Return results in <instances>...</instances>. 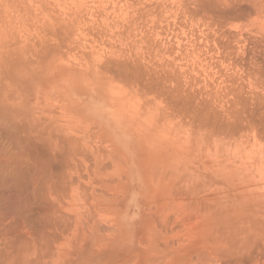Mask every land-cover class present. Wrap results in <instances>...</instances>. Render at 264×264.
I'll return each mask as SVG.
<instances>
[{
	"label": "rangeland",
	"instance_id": "rangeland-1",
	"mask_svg": "<svg viewBox=\"0 0 264 264\" xmlns=\"http://www.w3.org/2000/svg\"><path fill=\"white\" fill-rule=\"evenodd\" d=\"M6 1H8L7 5H6ZM162 2H164L165 5H163ZM176 2L179 3L178 6L180 8H178L177 5L172 4V3L177 4ZM181 2H183V0H181V1L180 0H3V1L1 0L0 1V5H1L0 6V55L4 54V56L2 55L4 58L6 56H8V57H6V60L8 61L7 63L5 62L6 60L5 61L2 60L3 57H0V66H3L6 64L4 66V69H5V67L8 66L7 64H9V62L11 63V61H12L13 62L12 64L15 65V67H14L15 69L16 68L17 69L22 68L23 70L29 71V72L24 73V74L26 76H29L32 74L29 77L30 79L31 78L37 79V77H39V76L42 79H46L51 75H52L51 77H54L56 75L62 74L63 77L60 79V81L62 80L63 83L65 82L67 84V98H68L67 99V117L63 116V113H64L63 102L60 100L61 97L59 96V94L56 95V93H55L53 97L46 98L43 100H40V98L39 99H33L32 98V101H31V97L29 96V100L31 101V105L33 104V108L31 106L32 110L35 108L38 111L37 113H35L33 110L34 113L33 112L32 113L37 118L35 119L32 116L35 119V120L33 119L32 123L34 121L36 122V120H40L38 122L39 123L41 122V123L39 125H37L38 123L36 122L35 126L37 125L36 127H38V126L40 127V125L42 124L43 128L47 129V131L43 129L46 133L48 132V129L55 132L54 134H53V132L51 134V132L49 131L47 134L50 133V136H53V137L59 136L60 137V134L61 135L65 134V135L69 136V139H71V142L73 145H75V143H77L76 144L77 146L79 145L78 147L75 146L76 148L72 149V151L74 150L73 152L75 153V155L78 153L79 150L80 151L83 150L82 151L83 153L79 151V153L77 154L79 157H76V158H80L81 161L80 160L78 161V159L76 160V158H73L74 153L72 154V152L68 151V152H70V154H72L71 155L72 159H70L71 158L70 157L69 160L71 162H72V160H76V161H74V162H76V165L73 162H72V164H70L71 162L68 163V160H67L68 165L73 166V164H74V167L70 166L71 168L67 166L68 167V169H67V177H68L67 179L68 180L67 181L70 180L72 182L74 179L75 181H73V183H75V184L71 183L70 181H69V183L67 182V185L70 187V189H69V187L67 186L68 187L67 194L69 196L67 198L66 193H65L66 197H64V198H67L66 200L68 201V203L66 202L65 204L67 206L69 205L70 207L72 206L71 208L69 206L67 207V212L69 211L67 213V216H69V218L67 217V222H68L67 223V225H68L67 226V234H69V235H67V261H66L67 263L66 264H88V263L89 264H115L116 262H118L116 264H121V262H120L121 260H122V264H132L133 262H134L133 264H150L151 262H152V264H191V262H192V264H196V263L197 264H223L226 261H228L229 263L234 262V261L231 262V260H233V259L228 258V257H224L223 255L220 256L219 254H216L215 252L212 254H207L203 249V248H205V246L203 245L204 243L202 244V242H204L203 240L205 237V233L207 231V226H208L207 224H209V219L207 218L209 215L208 214L209 212H207V210L209 211V209H207V207L204 206V204L205 205L208 204L205 201L208 202L209 200H211L213 198V194H214L213 192L216 191L214 183H213V189H211L212 185H210V184H212L213 179H211L210 173H211V170L214 168V166L216 167L217 162H218L217 166H219V163L222 164L224 159L229 157V156L225 157V155H221V153H218L217 151H215L217 153L215 155V152L213 151L215 148L212 147V144L215 141H214V139L212 140V138L213 137L215 138L216 135L214 134V132L218 131L216 129L220 125L219 122H217V121L222 122V120H225V119H223V117L225 118V116H223L224 114H222L224 112V110H226L224 108H228L231 105L230 103H232L231 101H232V98H234V93L240 91V90L237 91L236 89H234V90H236L234 92L233 88H237V86L242 87L243 90L241 88H239L242 90V91H240L242 93H240L239 95H241L243 97H248V100L250 101L249 98H250L251 92L249 90L250 88H248L249 84L246 82L247 80H245V79H247V76L245 74L246 73L245 72L246 67L244 68L242 65H238V66H242V67L233 66L234 64L232 65L231 62H233V60H236V61L238 60L239 63L241 61H243V62L249 61L247 59V56L249 58L254 56V55H252L253 53L250 51V50H252L251 48H253V47H250L251 44H252L251 46H255V47L259 45L258 47H256L257 50H259L260 48H264L263 47L264 46L263 45V43H264L263 32H261V34H260L259 31H262L260 29V27L257 26V28H256V26H254V25H258L259 22L258 23L256 22V24H252L255 22H249L248 21L249 18L246 19V21L243 19H239V20L230 19L229 21H227V23L226 22L224 23L226 25L225 27L223 26L224 25L223 23H220L221 25L223 24L222 28L220 27V29L218 28L217 22H216L217 26H215L213 24L211 27H213V28L216 27L215 29L218 28L219 31L228 27L227 29H230V30H227V31H229V33L233 32L232 34L224 37V39L227 37V40L226 39L225 40L227 42L228 41L230 42V43L228 42V44L226 43L228 46V49H231V47H232L231 50L233 52H231L230 56L232 55V58L233 57L239 58V57L243 56V58H241L242 60L240 58L239 59L233 58V60H231L232 58L231 59L227 58L229 61H231L230 62L231 65H230L228 60H227V62L229 64L225 61L226 59L221 58L222 53L221 54L218 53L217 55H219V58H221V60H222V63L218 62V64H220L221 66H218L217 61H216L218 59V58H216L217 52L214 51L212 53V54L215 53L214 55L216 57L210 53L212 52L211 47H213L215 49V47L219 46L220 44L219 45L216 44L217 46L214 45L215 42L218 43V41L214 42L211 39V37H209L210 42L205 40L204 38H201L202 37L201 36L202 35V29H203V27L204 28L207 27L206 21L209 22L210 19L208 20V18H205V20L206 19L207 20L204 22V20L202 21V19H201L203 17L200 18L198 15H195L196 23L195 22L193 23L194 16L192 18L189 17L191 19L190 20L188 18L187 14H184L183 16L185 18L183 20V16H182V14H183L182 10L183 9H182V6L180 5V4H182ZM161 4H162V6H161ZM171 4L173 6H171ZM166 5L169 6L168 9H166L167 8ZM24 6H25V8H24ZM154 8H156V9H154ZM176 8H178L179 10L182 9V10H180L181 12L178 11V9H176ZM139 10H141V11H139ZM176 10L178 11V13ZM26 13L28 14V16ZM135 14H136V16H135ZM177 15H178V17H177ZM185 15L187 16V18ZM22 16H24V17H22ZM196 16H198V17H196ZM128 17H129V19H128ZM197 18L198 19L200 18L201 20H198ZM55 19H57V20H55ZM61 19H63V21ZM188 19L192 23V26L189 25V23H190L189 21L187 23ZM57 21H58V23L59 22L60 23L58 24ZM128 21H130V22L128 23ZM198 21H200L201 24H198V26H197V23H199ZM201 21L203 22V26H202ZM53 22H55L57 25L54 26L55 24ZM61 22H63V24H61ZM67 22H69V24ZM186 24H188V25H186ZM50 25H52L53 28ZM199 26H200V28H197ZM183 28H185V29H183ZM197 29L198 30L201 29V32L198 31ZM258 29H259V31H258ZM63 30L65 32H63ZM205 30H207V29L205 28L203 31L205 32ZM224 31H226V30L224 29ZM65 33L68 36H66ZM200 33H201V35H200ZM195 35L197 36V39L194 41L193 39L196 37ZM260 35H262L261 38L263 40H261V38H259ZM123 36H124V38H123ZM229 36H231V37H229ZM250 36H252V37H250ZM49 37H50V40H49ZM70 37H71V39H70ZM134 37H136V38H134ZM257 37L261 41H259V39L257 41ZM191 38H193V39L191 40ZM251 38H253V39H251ZM127 39H130V40H127ZM201 39H203V40H201ZM228 39H230V40H228ZM233 39H235V40H233ZM251 41H254V42L251 43ZM255 41H257V42L255 43ZM21 42H22V44H20ZM253 43H255L256 45ZM196 44H198V45H196ZM208 46L209 47L211 46V47L209 48ZM16 47H18V48H16ZM207 47L209 48L208 51L210 50V52L206 51ZM15 50L18 52L16 53ZM204 50L206 51V53ZM257 50L253 49L252 51L258 52ZM3 52L10 53V55H12V57L9 56L8 54L3 53ZM12 52H15V53H13L14 55L12 54ZM36 52H37V54H36ZM234 52H236V53H234ZM242 52L244 53V55ZM66 53H67V55H66ZM18 54L22 58H20L18 56ZM255 54H257V53H255ZM40 55L42 58L40 57ZM160 55H161V57H160ZM52 56H53V58H52ZM260 56H254V57H258V58H256L257 63H258L257 66L260 65L258 61L261 62V60H259ZM14 57H16V58L14 59ZM56 57L58 59L57 61L55 60ZM201 57H202V59H201ZM211 57H213L214 60H212ZM9 58H10V61H9ZM112 58H113V60H112ZM209 58H211V59H209ZM262 58L264 59L263 55H262ZM262 58H260V59H262ZM11 59H13V60H11ZM23 59H24V62H23ZM53 59L56 61V62H54L55 65L53 64L54 66L51 64V63H53L52 62ZM256 59H254V60H256ZM15 60H16V62H15ZM26 60L28 61L27 64H26V62H27ZM31 60H33V62H32L33 65H34V63H36L35 64L36 66L38 65L40 68L42 67L43 72L41 71V69H38V68H37L38 70L35 69L36 73L35 72L33 73L31 68L28 69V66L31 67L29 65V64H31ZM50 60H52V61H50ZM109 60L111 62L115 60L112 63L113 65L111 63H109ZM120 60L122 61V64H120L121 63ZM129 60L131 62H129ZM133 60L135 62H133ZM116 62H118V63L116 64ZM223 62H224V64H223ZM262 62H263V60H262ZM108 63L112 65V66L110 65L111 68L113 67L112 69L109 68ZM193 63H194V66H193ZM214 63L216 64L215 66H213ZM12 64H9V65H12ZM24 64L27 65L25 67L27 69L24 68V66H25ZM133 64L136 66H134ZM222 64H223V66H222ZM227 64H228V66H227ZM18 65H19V68H18ZM33 65H32V67H33ZM117 65H118V67H117ZM128 65H130V66H128ZM196 65H197V67H196ZM106 66H108V67H106ZM9 67H11V66L6 67V69H5L6 71H4L2 69V71H4V73L0 69V72H2L4 75L3 76V75H1L2 73H0V77L3 79V80L1 79L0 82H3L4 79L7 78L6 81L3 83V85H1L2 83H0V85L3 86V88L1 86H0V88H2L3 90L6 88L7 89L9 88L10 91L13 92L12 89L15 87L13 82L17 77H15L16 73L12 74V72L14 71L13 68L10 69ZM108 68L110 71H108ZM137 68L138 69L140 68L139 71L140 70L141 71L139 72L137 70ZM239 68H244L245 71L243 72V71H241L242 69H239ZM102 69L104 70V72ZM7 70H9V72L13 70L11 72V74H9V72L7 73L9 75V77L8 76L6 77ZM119 70H121L120 71L121 74H119L120 73ZM131 70H133V71L136 70L137 72H133V73L138 74V75H136V77H134L135 75L132 73ZM105 71L106 72L108 71L109 75ZM24 72H26V71H24ZM110 72H111L112 79L110 76ZM144 72H146V73H144ZM112 73H114V74H112ZM142 73H144L143 76H142ZM18 74H20V72ZM18 74H17V76H18ZM127 74L128 75L130 74L131 76L130 75L127 76ZM10 75H12V76L10 77ZM119 75H120V77H119ZM132 75H134L133 78H132ZM241 75H245L246 77L241 76ZM106 76L109 79L105 78ZM125 76H126V78H125ZM235 76H237L238 79L235 80V78H236ZM239 76H240L241 81L239 80ZM22 77L24 78L25 76L23 75ZM40 77L38 78L39 81H40ZM228 77H231L230 79H232L235 83H233ZM8 78H10L9 80H11V81L13 80V82L8 81ZM29 78L28 79L25 78L23 80L27 82L29 80ZM63 78H64V80H63ZM148 78L150 79V82H149ZM42 79H41V81H42ZM145 79L147 82H149L148 84H145L146 83ZM228 79L232 82V85ZM111 80H112V84H110ZM160 81L162 83H160ZM236 81H237V83L239 81V85H242L241 84L242 81H243V84L244 83L245 84L242 86H239L236 84ZM143 82L145 85L143 84ZM152 82H153V84H152ZM192 82L195 83L196 85L191 84ZM121 83H123V84H121ZM5 84H7L8 87L6 86L4 88ZM233 84H236V85L233 86ZM10 85H12L13 87ZM130 85L131 86L133 85V86L131 87ZM75 86L79 89L75 88ZM231 86H232V88H231ZM150 87H151V89H150ZM16 88L18 90V86H16ZM146 88H149V89H147V91H146ZM126 89L127 90L129 89V90L127 91ZM20 90H22V89L19 88V90L17 92H19ZM207 90H208V93H210V94L207 93ZM7 91L5 92V90H4V92L6 93V96H7V93L10 94L7 96V98L12 97V95H15V93H16L15 92L12 94L9 92V90H7ZM22 91L20 92V94H24ZM133 91H135V92H133ZM123 92L125 95L123 94ZM170 92H171V94H170ZM145 93H146V95H145ZM167 93L170 94V95H168V97L166 96ZM201 93H203V94H201ZM155 95H156V97H155ZM181 95H183V97ZM184 95L188 96V98L184 97ZM0 96H1V94H0ZM20 96H23V95H20ZM150 96L153 99L150 98ZM201 96H203L202 97L203 99L201 98ZM126 97H130L128 99L131 102L129 100H127ZM143 98H145V99H143ZM167 98L169 99V102H168ZM170 98L171 99L174 98V99H172L173 100L172 102H171ZM11 99H13V98H11ZM19 99H20V97H19ZM199 99H201V100H199ZM8 100H9V98H8ZM39 100L41 102H39ZM58 100L60 103H58ZM144 100H146V101H144ZM183 100H186L185 101L186 103ZM204 100H205V102H204ZM35 102H36V104H35ZM148 103H150V104H148ZM190 103H192L193 105ZM46 104H47V107H45ZM186 104H188V105H186ZM37 105L39 106V108ZM42 105H43V107H41ZM59 105H60V107H59ZM183 105H184V108H182ZM190 105H192V107H190ZM36 106L38 109L36 108ZM71 106H72V108H71ZM143 106H146L148 109H146V107H143ZM240 106H242V105L237 104V110H239L241 108ZM161 107L162 108L164 107V108L161 109ZM56 108H58V109H56ZM189 108H190V110H189ZM243 108H246V107L242 106V109H240L238 112L241 113ZM164 109H166V110H164ZM183 109H185V110L187 109V110L183 111ZM41 110H44V111L41 112ZM160 110L162 111V114H161ZM165 111H167V113ZM163 112H165V114ZM39 113L43 118L45 117L44 118L45 120L42 119L41 117H39ZM137 113H139V114H137ZM157 113H158V115H157ZM208 113H210V114H208ZM159 114L164 116V117L159 116ZM49 115H51V116H49ZM71 115L74 117H72ZM136 115H137V118H135ZM86 117H88V118L86 119ZM80 118H82L83 120L82 119L78 120ZM89 118H91V119H89ZM214 119H215V121H213ZM85 120H87V121H85ZM188 120H189V122H188ZM81 121H82V124L80 123ZM175 121H177L178 123L177 122L175 123ZM42 122H44V123H42ZM117 122L120 123L121 125L120 124L117 125L118 124ZM129 122H131V123H129ZM180 122H181V124H180ZM45 123L47 124V126L43 125ZM212 123H213V125H212ZM215 123H216V125H215ZM68 124H69V126H68ZM92 124H95V125H93V127H92ZM129 124L134 125L135 131L133 130L134 127L131 130L130 127H132V126H130ZM154 124L155 125L157 124V126H155ZM179 124L181 127L179 126ZM209 124H211L212 127ZM19 125H21V123L18 124V126ZM25 125L26 124H24V126H23V128H24L23 130H25ZM49 125L50 126L52 125V126L50 127ZM84 125L86 128L84 127ZM113 125H115V126H113ZM159 125H161V126H159ZM192 125L193 126L195 125V126L193 127ZM18 126L16 124V126L14 128H18ZM21 126H19V128ZM48 126H49V128H47ZM94 126H96V127H94ZM170 126H171L172 130L168 131ZM39 127H38V129L41 128V127L40 128ZM70 127H71V129H70ZM101 127L103 128L102 130L100 129ZM98 128L100 130L99 133L101 131L103 132V130H106V132L105 133L103 132V133H104V136L107 138L108 141H105V142H106V144L110 143L109 145H111V146L108 145L105 148H103L105 145V142L103 140L104 139L106 140V138H103L104 136L103 137L100 136L101 138L99 136H97ZM119 128H120V130H119ZM212 128L213 129L216 128V129L213 130ZM66 129H67V131H66ZM199 129H201V131ZM13 130L14 129H12L11 132H9V133L12 135H15L16 132L14 131L15 133H12ZM20 130H22V129L20 128ZM187 130H189V131H187ZM22 131H20V132L18 131L16 134L20 133V135H21ZM96 131H97V133H96ZM119 131H120V133H119ZM180 131H182V132H180ZM24 132L26 133V130ZM84 132L86 135L84 134ZM25 133H23L21 135V137L23 135H25ZM33 133H34V131H33ZM99 133H98V135H99ZM10 134H9V136H10ZM55 134H58V135H55ZM209 134H210V136H211V134H213L214 136H211V138H210ZM34 135L36 136V132ZM186 135L187 136L190 135V138L187 137ZM200 135L203 136V141L205 140V142L202 141V139H201L202 137ZM217 135H219V134H217ZM220 135H222V134L220 133ZM70 136L77 139L75 141V143H74L75 139L71 138ZM86 136H88V137H86ZM179 136H180V138H181V136L183 138L180 139ZM205 137H208V138L205 139ZM160 138L163 140L162 142H161ZM186 138H187V140H186ZM5 139H7V137H5ZM17 139H18V136H17ZM52 139H58V137L52 138ZM123 139H125L126 141ZM178 139L183 143H181ZM189 139H190V141L187 144ZM210 139L214 142L211 143ZM83 140H84V142H83ZM176 140H178V141H176ZM22 141H21V144H22ZM58 141H61V139H58ZM92 141H93V143H92ZM164 141H166L165 144H164ZM68 142L69 141H67V145L69 144ZM90 143L93 146H91ZM36 145H37L36 148L38 150H35L34 153H31L33 151V149L30 150L28 148V150H26L25 147L22 146V149L26 150L25 152L23 151L24 156L27 152V154H29V156L32 159L37 158V157H34L35 154H36V156L38 155L39 157H40V155L43 154L41 157H44L45 156V152H44L45 149H43L42 145L39 143H37ZM102 145H103V147H102ZM166 145H168V146H166ZM189 145L192 146L193 149L189 148L190 147ZM118 146L119 147L122 146V149H121V147L119 148ZM163 146L165 147V149ZM187 146H189V147H187ZM68 147H69V145H68ZM68 147H67V149H68ZM98 147L100 149H98ZM108 147L109 148L111 147L110 148V149H112L111 153H110V151H108V150H110V149H108ZM72 148H73V146H72ZM77 148H80V149H77ZM88 148H91V149H88ZM203 148H205V149H203ZM97 149L99 150V152L102 150L101 151L102 153H99L98 151H95L96 154H95V152L93 153L92 150H97ZM105 149L108 151V152L107 151L106 152L108 154H110V155L107 154V156H109V157L111 156L110 158H112V155H113L112 153H114V151L117 152L116 153L117 155L115 156V153H114V156H113V158L115 157L117 159V161H115L116 163L117 162L121 163V161L124 160V158L121 160L122 157H125V156H121V154H123V152L126 153L127 156L134 157L136 159L138 165H136L135 168L132 169V175H130V168L125 163L126 162L125 160H124V162L122 161V165L120 164V167L118 169L115 162L114 163H113V161L111 162V160H114V159L107 158L106 155H103L105 152ZM42 150L44 153L42 152ZM203 150L206 152H204ZM208 151H209V153H208ZM175 152H177V153H175ZM37 153H40V154H37ZM27 154H26V156L29 157ZM68 154H67V156H69ZM100 154L103 155L104 157L99 156ZM82 155H85L84 157L87 159V161L85 160V158ZM26 156H25V158H26ZM178 156H180V158ZM201 156H203V157H201ZM118 157H119V159H118ZM187 157H188V160L191 159L192 162L190 160L188 161ZM193 157H194V159H193ZM172 158L174 159V161ZM216 158H217V162L215 161ZM168 159H169V161H168ZM171 159H172V162H171ZM108 160H109V162H108ZM83 161H84V163H83ZM164 161H166V162H164ZM182 161H184V162H182ZM194 161H197V162H194ZM80 162H82L81 163L82 165L79 164ZM107 162L109 163V165L111 163V165L109 166ZM52 163L53 164L51 165V168L54 164L56 165V166L54 165L53 171L59 172L60 170L63 169V168L61 169V167L59 166L60 165L59 163H58L59 165L56 164L57 162H52ZM83 164H84V166H83ZM101 164L103 166L106 164V166L108 168L106 166H104V168H102V166H101L100 167L101 169H100L99 165H101ZM166 164H167V166H166ZM213 164H214V166H213ZM125 165H126V167H125ZM142 165H144V167ZM159 165L160 166L162 165V167H160ZM164 165H165L166 169H165V167L163 168ZM192 165L194 168L192 167ZM122 166H123V168H122ZM158 167H159V169H158ZM167 167H170V168L172 167L173 169H175L174 173H175V175L176 174L177 175L176 176L174 175L173 170H172V172H171V170L169 171L170 168H168V170H167ZM176 167L178 168V170ZM182 167L183 168L185 167L186 170H185V168L183 169ZM70 169H71V171L68 172V170H70ZM102 169H104V170H102ZM116 169H118V170L116 171ZM122 169L124 172H122ZM157 169H158V171H157ZM189 169H191V172ZM199 169H201V170H199ZM215 169H219V168H215ZM79 170L80 171L82 170L81 172L83 174ZM120 170H121V175L118 173V172H120ZM161 170H162V172H161ZM166 170L169 171L168 173L171 172V176L168 175V177L166 176L165 180H163L162 177L165 175V174L163 175V172ZM192 170H194L196 174L194 172H192ZM209 170H210V172H209ZM93 172L95 174H93ZM104 172H108V173H104ZM153 172H154V174H153ZM68 173H70V174H68ZM96 173L97 174L99 173L98 175H100V176L96 175ZM126 173H128V174H126ZM164 173H166V172H164ZM191 173L193 175H191ZM197 173H199L198 175H200V174H204V175H200L201 178L199 179V176L197 175ZM74 174H75V176H73ZM76 174L79 176H77ZM101 174H102V176H101ZM117 174H119V176ZM172 174L174 175V177ZM70 175H71V177H70ZM84 175H86L85 178H84ZM94 175L99 177V178L95 177V179H94ZM105 175L107 178H109L108 180L111 179V181L108 182V180H106L107 178L105 177ZM122 175L125 177L122 178L123 177ZM149 175L151 176V178L153 177L152 178L153 180L150 179ZM161 175H163V176H161ZM120 176H122L121 177L122 179H120ZM160 176H161V178H160ZM204 176L207 179H204L203 178ZM75 177L77 179H75ZM101 178L102 179L104 178V179L101 181ZM113 178H114V181H112ZM195 178L200 180V181L197 182V180H195ZM118 179H119V181H117ZM124 179H125V181H124ZM126 179H127V181H126ZM121 180L123 182H120ZM201 180H202V182H201ZM103 181L106 185L104 183H102ZM171 181H172V183L176 182L177 185L176 184L175 185L177 186V188L173 187V184L170 183ZM194 181L197 182V183L195 182V185H194ZM78 182L82 183V184H78ZM100 183H102L103 185L101 186ZM109 183L111 185H109ZM178 183H179L180 187L178 186ZM121 184H122V186H121ZM81 185H83V186H81ZM104 185H105V187H103ZM131 185H133V186H131ZM171 186L173 187L172 189H171ZM194 186H196V187H194ZM86 187L88 189H86ZM130 187L131 188L133 187V188L130 189ZM193 187H194V189H193ZM71 188H73V190ZM82 188L84 190H81ZM168 188L170 189V191H167ZM94 189H96V190H94ZM77 190H78V192H77ZM70 191H72V192L69 193ZM82 191H84L85 193H87V191H88V195L86 194L85 196L89 200L86 199L85 196L83 195V194H85L84 192L81 193ZM129 191H130V195L128 194ZM178 191H179V193L181 192L185 196L180 197L182 194H180L178 196L177 195ZM224 191L225 190H223L222 193H224ZM73 192H75V194ZM79 192L83 196H81V194ZM113 192H114V194H112ZM192 192H194V195L191 197V195L193 194ZM208 192H210V193H208ZM195 193H196V197H195ZM70 194H71V196H70ZM186 194H188V195H186ZM78 195H80V196H78ZM89 195H90V198H89ZM124 195L128 199L126 197H123ZM128 195L133 196V197H131L129 199ZM208 195H211V197H208ZM200 196H201V198H200ZM69 197H70V200H68ZM82 197H84V198H82ZM91 197H92V199H91ZM133 198H135V199L133 200ZM209 198H211V199H209ZM203 199H204V201H203ZM72 200H73V202H72ZM75 200L77 201V203H75ZM82 200L84 202L88 201L89 203L83 202L86 206L82 205L83 204V203H81ZM93 200H94V202H93ZM176 201H177V203H176ZM186 202H187V204H190V205H187ZM191 203H192V205H191ZM94 204H96V205H94ZM147 204H149V205H147ZM76 205H78V206L80 205V206L77 207ZM184 205L185 206L187 205L186 209L184 208L185 207ZM188 206L189 207L192 206L191 208H193V209L195 208V210L192 211V209L189 208ZM74 207H76V208H74ZM81 207H82V209H79ZM165 207H166V209H165ZM84 208H88L89 210L88 209L84 210ZM103 208H104V210H103ZM199 208L201 211L199 210ZM91 209L94 210L93 213L96 211L95 215H93ZM77 210H79L78 211L79 213L81 211V214H79L78 212H77L78 215L76 213H74ZM105 210L106 211L108 210L107 212L109 215L106 214ZM116 210H119V212H116ZM187 210H188V212H187ZM84 211H86V213H84ZM89 211H91V212H89ZM122 211H123V213H122ZM127 211L128 212L132 211V214L131 213L128 214ZM174 211H176L177 214ZM202 211H204L206 214ZM88 212L91 213V215H89ZM190 212H191V214L193 212V215H195V217L197 215L199 218H197V217L195 218L193 215H191L190 217L192 218V216H193L194 218H192V220H191V218L188 217L190 219L188 221V219H186V218L188 215H190L189 214ZM201 212H202V214L204 213V215H201ZM173 213L176 214L177 216L174 215ZM111 214H112V216H111ZM130 214H131V216H130ZM158 214H159V216H157ZM70 215L73 218H70L71 217ZM80 215L81 216L83 215V219ZM78 216H80L81 218ZM90 216H92L93 218ZM113 216L116 217L115 221H113V220L111 221L109 218V217H111V219H113L112 218ZM202 216H203V218H202ZM87 217H88V219H87ZM132 217H133V219H132ZM180 217H182V218H180ZM134 219H136V221ZM171 219L174 220L175 222L172 221ZM77 221H79V222L81 221V222L80 223L78 222L79 223L78 224ZM97 221H99V222H97ZM83 222H84V224H83ZM113 222H115L116 225L112 226ZM187 222L189 223L188 225H187ZM93 223L94 224L100 223V225L97 224L98 225V227H97ZM110 223H111V226L109 225ZM183 223H185V224H183ZM88 224H90V225H88ZM105 224L107 225V228L105 227L106 226ZM138 224H139V226H138ZM175 224H177L178 226ZM102 225H103V227H102ZM200 225H202L203 228H202V226L200 227ZM109 226L111 229L109 228ZM179 226H180V229H179ZM190 226H191V228H190ZM68 227H70V229H68ZM92 227L96 228L95 232L97 234H99L100 237H99V235H96L97 236L96 237L95 236L96 233H95L94 236H90L86 239L83 237V242H82L81 239H82L83 233L86 232L85 233V237H86L87 233H89L87 231H90V229ZM135 228H137V229H135ZM189 228L190 229L195 228L194 232H193V230L191 231ZM201 228H202V230H201ZM74 229H76V230H74ZM78 229H79V231H78ZM97 229H99L100 231H98ZM117 229H118V231L121 229L120 231H122V235H121L122 237L120 236L118 239L117 243H119V244H117L116 242H115V244H113L112 235L114 238L115 237L114 235H116V233L118 232ZM204 229H205V231H203ZM115 230L117 232H115V234H113ZM154 230H156V231H154ZM108 232L110 233L111 236L109 235ZM192 232L194 235L192 234ZM203 233H204V236H203ZM150 236H151V238L152 237L153 238L151 239ZM140 237H141V239H140ZM154 237H155V240H154ZM138 238L140 239V240H138L139 243L141 242L142 243V244L140 243L141 245L144 244L143 245L144 248L142 246H140L139 243H137V240H135ZM75 239L76 240L79 239L80 241H76ZM101 239H103L104 241ZM178 240L180 241L179 246L182 244L181 249H182V247H185L184 248L185 250L183 249L184 251H181L182 253L176 251V248L178 245ZM80 242L83 243V247H82V244ZM84 242H86V243H84ZM158 242L161 244H159ZM165 242H166V244L167 243L168 244L165 245ZM198 243L200 244V246L197 245ZM100 244H101V246H100ZM152 244H154V245L157 244V246L161 247V248H159L160 250H158L157 247L155 246L156 249L158 251H160L159 253H156V249L153 247ZM257 245H256L257 247L253 246L254 248L252 247V249H251V251L253 253H256V251H257V250L255 251V248L256 249L258 248V250L260 249V251L257 252L258 254L256 255L257 256L256 261H254V262L247 261L245 264H264V243L258 242ZM260 245H261V247H260ZM173 246L176 247L174 251L172 249V248H174ZM188 246H189V248L186 249V247H188ZM202 246H204V247H202ZM147 247L148 248L152 247V249H155V251H152V253H151V250L147 249ZM170 247H172V248H170ZM81 248H83V249L81 250ZM113 248H114V250H112ZM198 248L199 249L201 248L200 250L203 249L202 251H204V255H203L202 251L198 250ZM145 249H146V252H149V251L150 252L148 254H145ZM171 249H172V251H170ZM147 250H149V251H147ZM194 250H195V252H194ZM196 250L198 253L196 252ZM178 251H180V249ZM252 252H250V253H252ZM83 253H85V254L82 255ZM135 253H136V255L137 254L138 255L137 256L133 255ZM150 253H151L152 258L149 255ZM154 253H155V255H158V257L160 256V259L159 258H158L159 260L157 259V262L159 261V263L155 262L156 261L155 259L157 257L154 255ZM171 254H172V256H171ZM182 254H183V256L185 254L186 257L181 256ZM205 254H206V256H205ZM145 255H147V257H149V258H147ZM132 256L135 257V259L132 260V258H133ZM191 256H192V258H191ZM222 256H223V258H222ZM150 258L152 259L151 261L149 260ZM183 258H184V260H183ZM190 259H191V261H190ZM161 260H163V261H161ZM196 260H197V262H196ZM161 262H164V263H161Z\"/></svg>",
	"mask_w": 264,
	"mask_h": 264
},
{
	"label": "bare ground",
	"instance_id": "bare-ground-1",
	"mask_svg": "<svg viewBox=\"0 0 264 264\" xmlns=\"http://www.w3.org/2000/svg\"><path fill=\"white\" fill-rule=\"evenodd\" d=\"M1 1V0H0ZM3 1V0H2ZM181 1V0H180ZM8 1H6V5L8 4L7 3ZM15 2V1H14ZM142 2V1H141ZM2 3V2H1ZM20 3V2H19ZM161 3V2H160ZM163 3V5H165L164 4V2H162ZM177 4H175V3H172L173 5H177L178 6V2H176ZM182 4H180L181 6H182V9H180V10H182V12H183V14H182V16L184 15V14H187V16H188V18L189 17H193L194 16V21H193V23L195 22L196 23V21H195V15H198L200 18L201 17H203V18H201L202 19V21L204 20V22L207 20H205V18H208V20H209V22L208 21H206L207 22V24H206V26L208 27H205L207 30H205V32L203 31L205 28L203 27V29H202V35H201V33H200V35L202 36L201 38H204L205 40H207V41H209V37H211V39L215 42V41H218V43L217 42H215V44L214 45H219V46H217V47H215V49L213 48V47H211L212 48V52L210 53V54H212L214 51H216L217 53H216V55L219 53V54H221L222 53V57L221 58H224V59H226L225 61L227 62V60L228 59H231L232 58V55L230 56V54H231V52H233L231 49H232V47H231V49H228V46H227V44H228V42L226 41L227 40V37L224 39V37L225 36H227V35H230V34H232V33H229V31H227V30H230V29H227L228 27H226V28H224L226 31H224V29H222L221 31H219L218 30V28L220 29V27L222 28V25L226 22L227 23V21H229L230 19H237V20H239V19H243V20H245L246 21V19H248V21L249 22H255V23H252V24H256V22L258 23V25H254V26H256V28H257V26H259L260 27V29L262 30V31H259V29H258V31L260 32V34H261V32H263V38H264V0H183V2H181ZM21 4V3H20ZM50 4V3H49ZM171 4V6H173ZM130 5V4H129ZM157 5V4H156ZM1 6V5H0ZM11 6V5H10ZM9 6V7H10ZM115 6V5H114ZM161 6H162V4H161ZM170 6V7H171ZM165 7V6H164ZM166 9H168V7L169 6H167L166 5ZM175 7V6H174ZM24 8H25V6H24ZM116 8V7H115ZM143 8V7H142ZM173 8V7H172ZM178 8H180L179 6H178ZM178 8H176V9H178ZM7 9V8H6ZM46 9V8H45ZM97 9V8H96ZM118 9V8H117ZM145 9V8H144ZM154 9H156V8H154ZM160 9V8H159ZM47 10V9H46ZM148 10V9H147ZM150 10V9H149ZM162 10V9H161ZM179 9H178V11H180ZM26 11V10H25ZM136 11V10H135ZM139 11H141V10H139ZM143 11V10H142ZM167 11V10H166ZM177 11V10H176ZM178 11H177V13H178ZM181 12V11H180ZM179 12V13H180ZM95 13V12H94ZM135 13V12H134ZM142 13V12H141ZM162 13V12H161ZM27 14V13H26ZM146 14V13H145ZM21 15V14H20ZM33 15V14H32ZM138 15V14H137ZM27 16H28V14H27ZM135 16H136V14H135ZM168 16V15H167ZM186 16V15H185ZM187 16H186V18H187ZM198 16H196V17H198ZM22 17H24V16H22ZM177 17H178V15H177ZM56 18V17H55ZM134 18V17H133ZM150 18V17H149ZM175 18V17H174ZM184 16H183V20H184ZM198 19V20H201V19ZM128 19H129V17H128ZM132 19V18H131ZM176 19V18H175ZM190 19V18H189ZM189 19L187 20V23H188V21H189ZM55 20H57V19H55ZM62 21H63V19H61ZM60 20V21H61ZM65 20V19H64ZM163 20V19H162ZM178 20V19H177ZM191 20V19H190ZM84 21V20H83ZM126 21V20H125ZM131 21V20H130ZM130 21H128V23L130 22ZM134 21V20H133ZM176 21V20H175ZM201 21V22H202ZM81 22V21H80ZM185 22V21H184ZM190 22V21H189ZM199 23H197V26H198V24H201L200 23V21H198ZM213 22V23H212ZM218 23V28L217 29H215L216 27H211L213 24L215 25V26H217V23ZM55 25L54 26H56L57 24L55 23V22H53ZM57 23H58V21H57ZM60 23V22H59ZM58 23V24H59ZM66 23V22H65ZM68 24H69V22H67ZM177 23V22H176ZM191 23V22H190ZM189 23V25H191L192 26V23L190 24ZM220 23H223L222 25L220 24ZM61 24H63V22H61ZM134 24V23H133ZM169 24V23H168ZM205 24V23H204ZM261 24V25H260ZM48 25V24H47ZM67 25V24H66ZM83 25V24H82ZM186 25H188V24H186ZM50 26H52V25H50ZM135 26V25H134ZM172 26V25H171ZM201 26V25H200ZM200 26L199 27H197V28H200ZM202 26H203V22H202ZM205 26V25H204ZM211 28H210V27ZM224 27L226 26L225 24L223 25ZM66 27V26H65ZM64 27V28H65ZM137 27V26H136ZM143 27V26H142ZM162 27V26H161ZM185 27V26H184ZM52 28H53V26H52ZM72 28V27H71ZM128 28V27H127ZM169 28V27H168ZM183 29H185V28H183ZM188 29V28H187ZM69 30V29H68ZM87 30V29H86ZM91 30V29H90ZM196 30V29H195ZM198 30V29H197ZM246 30V29H245ZM49 31V30H48ZM62 31V30H61ZM71 31V30H70ZM193 31V30H192ZM198 31H200L201 32V29L200 30H198ZM219 31V32H218ZM224 31V32H223ZM243 31V30H242ZM63 32H65L64 30H63ZM169 32V31H168ZM167 32V33H168ZM197 32V31H196ZM204 32V33H203ZM218 32V33H217ZM226 32V33H225ZM258 32V33H259ZM246 33V32H245ZM250 33V32H249ZM257 33V32H256ZM64 34V33H63ZM66 34V33H65ZM133 34V33H132ZM144 34V33H143ZM153 34V33H152ZM225 34V35H224ZM236 34V33H235ZM254 34V33H253ZM49 35V34H48ZM191 35V34H190ZM198 35V34H197ZM252 35V34H251ZM66 36H68L67 34H66ZM134 36V35H133ZM146 36V35H145ZM167 36V35H166ZM174 36V35H173ZM180 36V35H179ZM196 36V35H195ZM199 36V35H198ZM257 36V35H256ZM41 37V36H40ZM130 37V36H129ZM153 37V36H152ZM187 37V36H186ZM193 37V36H192ZM229 37H231V36H229ZM228 37V38H229ZM246 37V36H245ZM250 37H252V36H250ZM262 37V35H260L259 36V38H261ZM46 38V37H45ZM52 38V37H51ZM123 38H124V36H123ZM134 38H136V37H134ZM194 38V37H193ZM193 38H191V40L193 39ZM233 38V37H232ZM258 37H257V41H258V39H259ZM43 39V38H42ZM70 39H71V37H70ZM197 39V36L193 39L194 41ZM251 39H253V38H251ZM49 40H50V37H49ZM127 40H130V39H127ZM201 40H203V39H201ZM228 40H230V39H228ZM233 40H235V39H233ZM238 40V39H237ZM256 40V39H255ZM261 40H263L262 38H261ZM260 39H259V41H261ZM9 41V40H8ZM76 41V40H75ZM168 41V40H167ZM187 41V40H186ZM232 41V40H231ZM257 41H255V43L257 42ZM10 42V41H9ZM64 42V41H63ZM137 42V41H136ZM174 42V41H173ZM193 42V41H192ZM203 42V41H202ZM210 42V41H209ZM213 42V43H214ZM252 42H254V41H251V43ZM79 43V42H78ZM169 43V42H168ZM204 43V42H203ZM208 43V42H207ZM227 43V44H226ZM230 43V42H229ZM255 43H253V44H255ZM263 43V42H262ZM16 44V43H15ZM20 44H22V42L20 43ZM139 44V43H138ZM143 44V43H142ZM152 44V43H151ZM189 44V43H188ZM194 44V43H193ZM212 44V43H211ZM80 45V44H79ZM136 45V44H135ZM148 45V44H147ZM159 45V44H158ZM196 45H198V44H196ZM210 45V44H209ZM213 45V44H212ZM247 45V44H246ZM252 45V44H251ZM250 45V47H253V48H251L252 50L254 49V50H257V48L256 47H258V46H251ZM256 45V44H255ZM263 45H264V43H263ZM2 46V45H1ZM12 46V45H11ZM113 46V45H112ZM154 46V45H153ZM152 46V47H153ZM195 46V45H194ZM206 46V45H205ZM6 47V46H5ZM13 47V46H12ZM118 47V46H117ZM116 47V48H117ZM209 47V46H208ZM207 47V50L206 51H208V49L210 48H208ZM244 47V46H243ZM256 49H255V48ZM262 47V46H261ZM264 47V46H263ZM10 48V47H9ZM14 48V47H13ZM16 48H18V47H16ZM51 48V47H50ZM151 48V47H150ZM198 48V47H197ZM240 48V47H239ZM238 48V49H239ZM247 48V47H246ZM12 49V48H11ZM58 49V48H57ZM63 49V48H62ZM7 50V49H6ZM9 50V49H8ZM13 50V49H12ZM19 50V49H18ZM21 50V49H20ZM38 50V49H37ZM113 50V49H112ZM133 50V49H132ZM149 50V49H148ZM182 50V49H181ZM241 50V49H240ZM252 50H250L253 54L252 55H254V56H260L261 54L263 55V57H264V48H260L259 50H257L258 52H255V51H252ZM27 51V50H26ZM111 51V50H110ZM146 51V50H145ZM164 51V50H163ZM183 51V50H182ZM185 51V50H184ZM205 51V50H204ZM206 51H205V53H206ZM235 51V50H234ZM15 52L17 53L18 51H16L15 50ZM15 52H12V54L13 53H15ZM191 52V51H190ZM208 52H210V50L208 51ZM3 53H5V52H3ZM52 53V52H51ZM77 53V52H76ZM142 53V52H141ZM149 53V52H148ZM156 53V52H155ZM188 53V52H187ZM234 53H236V52H234ZM243 53V52H242ZM255 53H257V54H255ZM5 54H8L9 56H11L12 57V55H10V53H5ZM35 54V53H34ZM36 54H37V52H36ZM35 54V55H36ZM60 54V53H59ZM164 54V53H163ZM215 54V53H214ZM214 54H212V55H214ZM233 54V53H232ZM250 54V53H249ZM4 56V54H1L0 55V57H3ZM14 55V54H13ZM16 55V54H15ZM53 55V54H52ZM65 55V54H64ZM66 55H67V53H66ZM111 55V54H110ZM109 55V56H110ZM204 55V54H203ZM243 55H244V53H243ZM262 55L259 57V60H261V62L260 61H258L259 62V66H257V59L256 58H258V57H248L247 56V59L249 60V61H241L240 63L238 62V60L236 61V60H233V58L234 59H236L237 57H233L231 60H233V62H231V61H229L228 60V62L230 63H232V65L233 66H238V65H242L244 68H245V70H244V68H239V69H242L241 71H245L246 73V76H247V79H245V80H247L246 82L249 84V87L248 88H250L249 90H250V92H251V94H250V101L248 100V97H243V96H241V95H239L240 93H242V92H240V91H242L243 89H242V87H238L237 86V88H233V91L235 92L236 90L238 91V90H240V91H238V92H235L234 93V98H232V103H230L231 105L228 107V108H224V109H226V110H224V112L222 113V114H224L223 116H225V118L223 117V119H225V120H222V122L221 121H217V122H219V127L216 129V128H212L213 130H218L217 132L215 131L214 132V134L216 135L215 136V138L213 137L212 138V140L214 139V141H212L211 139H210V141H211V143H213L212 144V147L213 148H215L213 151L215 152V151H217L218 153H221V155H225V157L226 156H229L228 158H226V159H224V161H223V163L221 164V163H219V166H217L218 165V162H217V158H216V162H217V165H216V167L214 166V164H213V166H214V168L211 170V173H210V176H211V179H213L212 180V184H210V185H212V187H211V189H213V183L215 184V192H213L214 194H213V198L211 199V198H209V199H211V200H209L208 202L207 201H205L206 203H208V204H204V206H206L207 207V209H209V211L207 210V212H209L208 214V219H209V224H207L208 226H207V231H206V233H205V237H204V242H202V244L205 246V248H203L204 249V251L207 253V254H212V253H216V254H219L220 256L221 255H223L224 257H228V258H231V259H233V260H231V262L232 261H234L233 263H229L228 261H226L225 263H223V264H245L247 261H251V262H254V261H256V258H257V252L258 251H260V249L258 250V248L256 249L255 248V251H256V253H253L252 251H251V249H252V247L254 246V247H257L258 245V242L259 243H264V59L262 58ZM18 56H19V54H18ZM146 56V55H145ZM207 56V55H206ZM209 56V55H208ZM211 56V55H210ZM215 56V55H214ZM213 56V57H214ZM6 57H8V56H6ZM6 57L3 59L2 58V60H6ZM20 57V56H19ZM40 57H41V55H40ZM160 57H161V55H160ZM213 57H211L212 58V60H214V58ZM216 57V56H215ZM239 57V56H238ZM16 57H14V59H15ZM18 58V57H17ZM20 58H22V57H20ZM42 58V57H41ZM52 58H53V56H52ZM116 58V57H115ZM211 58H209V59H211ZM216 58H218L216 61H217V64H218V62H220V63H222V60H221V58H219V55H217V57ZM228 58V59H227ZM240 59L241 58H243V56H241V57H239ZM239 58H237V59H239ZM246 58V57H245ZM260 58H262V59H260ZM8 59V58H7ZM108 59V58H107ZM110 59V58H109ZM127 59V58H126ZM201 59H202V57H201ZM246 59V60H247ZM252 59V60H251ZM254 59H256V60H254ZM11 60H13V59H11ZM20 60V59H19ZM30 60V59H29ZM36 60V59H35ZM45 60V59H44ZM56 61L58 60L57 59V57H56V59H55ZM54 59H53V61L52 60H50V61H52L53 63H51L52 65L54 64V62H56ZM106 60V59H105ZM112 60H113V58H112ZM195 60V59H194ZM204 60V59H203ZM211 60V61H212ZM242 60V59H241ZM244 60V59H243ZM262 60H263V62H262ZM9 61H10V58H9ZM27 61V60H26ZM37 61V60H36ZM115 61V60H114ZM114 61H110L109 60V63H113ZM207 61V60H206ZM224 61V60H223ZM224 61V62H225ZM6 63L8 62L7 60L5 61ZM15 62H16V60H15ZM23 62H24V59H23ZM30 62V61H29ZM33 60H31V64H29L31 67H29L28 66V69L29 68H31L32 69V71H33V73L35 72L36 73V71H35V69H41V71L43 72V69H42V67L40 68L38 65V67L35 65L36 63H34V65H33ZM39 62V61H38ZM105 62V61H104ZM107 62V61H106ZM121 62V63H120ZM120 64H122V61L120 60ZM129 62H131L130 60H129ZM133 62H135L134 60H133ZM137 62V61H136ZM141 62V61H140ZM215 62V61H214ZM224 62H223V64H224ZM227 62V63H228ZM246 62V63H245ZM13 62L11 61V63L9 62V64H12ZM28 63V61L26 62V64ZM108 63V64H109ZM118 62H116V64H117ZM213 63V62H212ZM216 63V62H215ZM214 63V65L213 66H215L216 64ZM228 63V64H229ZM231 63H230V65H231ZM9 64H7L8 66H11V67H9L10 69H12L13 68V72L12 71H10L9 72V70H7V72H6V77L8 76L9 77V75L7 74L8 72H9V74H11V72H12V74H15L16 73V75H15V77H17L15 80H14V82H13V80L11 81V80H9L10 78H8V81H11V82H13L14 83V88L12 89V91L13 92H11L10 91V89L8 88H6L7 90H9V92L10 93H15V95H12V97H8L9 98V100H8V98H7V96L8 95H10V94H8L7 93V96H6V89H4L5 90V92H4V90L2 89L3 88V86H1V85H3V83L6 81V79H4V81L3 82H0V83H2L0 86L2 87V88H0V94H1V96H0V264H66L67 262V235H69V234H67V217L69 218V216H67V213L69 212H67V207L69 206H67L65 203L67 202L68 203V201L66 200L67 198H68V194H67V189H68V185H67V182L69 183V181H67L68 179V177H67V169H68V167H70L71 165H68V163H70L71 161L69 160V158L70 159H72V154L74 153L73 151H72V149H74V148H76V147H78L76 144L77 143H75V141L77 140V139H75V138H73V137H71V138H73V139H75L74 140V143H75V145H73L72 144V142H71V139H69V136H67V135H65V134H60V137L59 136H56V137H58V139H61V141H58V139H52V138H56V137H53V136H50V133L49 134H47L49 131L51 132V134H52V132L53 131H51L50 129H48V132L46 133L44 130H46L47 131V129H44L43 128V126H42V124L40 125V127L42 128H40L39 126V128L40 129H38V127H36L37 125H39L40 123L38 122V121H40V120H36V122L38 123L36 126H35V124H36V122L34 123H32V121H33V119L35 118H37V117H35L34 115H33V113L35 112V113H37L38 111L34 108L33 110H34V112H33V110H32V108H33V104L31 105V101H32V98L33 99H39L40 98V100H43V99H46V98H51V97H53L54 96V94L56 93V95L57 94H59V96L61 97L60 98V100L63 102V108H64V113H63V116H65V117H67V84L64 82H62V80L60 81V79L63 77V75L62 74H59V75H56V76H54V77H51V76H49L48 78H46V79H42L40 76V81L38 80V78L39 77H37V79L36 78H29L31 75H29V76H26L24 73H27V72H29V71H27V70H23L22 68L21 69H15L14 67H15V65H9ZM15 64V63H14ZM57 64V63H56ZM104 64V63H103ZM111 64H109L108 66H109V68L110 69H112L111 68V66L113 65H111ZM115 64V65H116ZM126 64V63H125ZM209 64V63H208ZM223 64H222V66H223ZM228 64H227V66H228ZM6 65V64H5ZM5 65H3V66H0V69H1V71H2V69L4 70V71H6L5 69H6V67H8V66H6L5 67V69H4V66ZM25 65V64H24ZM32 65H33V67H32ZM55 65V64H54ZM53 65V66H54ZM107 65V64H106ZM111 65V66H110ZM134 65V64H133ZM138 65V64H137ZM142 65V64H141ZM212 65V64H211ZM245 65V66H244ZM27 65H25L24 66V68L26 67ZM36 66V67H35ZM60 66V65H59ZM105 66V65H104ZM108 66H106V67H108ZM120 66V65H119ZM128 66H130V65H128ZM134 66H136V65H134ZM193 66H194V63H193ZM218 66H221L220 64H218ZM226 66V67H227ZM242 66H238V67H242ZM35 67V68H34ZM117 67H118V65H117ZM196 67H197V65H196ZM205 67V66H204ZM232 67V66H231ZM8 68V69H9ZM18 68H19V65H18ZM62 68V67H61ZM109 68H108V71H110L109 70ZM121 68V67H120ZM119 68V69H120ZM125 68V67H124ZM153 68V67H152ZM213 68V67H212ZM219 68V67H218ZM25 69H27V68H25ZM34 69V70H33ZM37 69V70H38ZM54 69V68H53ZM106 69V68H105ZM118 69V68H117ZM132 69V68H131ZM135 69V68H134ZM140 69V68H139ZM139 69L137 68V70L139 71ZM148 69V68H147ZM103 70V69H102ZM152 70V69H151ZM4 71H2L3 73H4ZM18 71V72H17ZM23 71V72H22ZM24 71H26V72H24ZM56 71V70H55ZM108 71L106 72V73H108ZM115 71V70H114ZM121 70H119V72H120ZM125 71V70H124ZM132 71V73L133 72H137L136 70L135 71H133V70H131ZM141 71V70H140ZM139 71V72H140ZM145 71V70H144ZM150 71V70H149ZM154 71V70H153ZM209 71V70H208ZM224 71V70H223ZM2 72H0V73H2ZM20 72V74H18ZM57 72V71H56ZM62 72V71H61ZM68 72V71H67ZM103 72H104V70H103ZM112 72V71H111ZM111 72H110V76H111ZM116 72V71H115ZM114 72V73H115ZM148 72V71H147ZM156 72V71H155ZM217 72V71H216ZM235 72V71H234ZM3 73L1 74V75H3ZM38 73V72H37ZM53 73V72H52ZM51 73V74H52ZM55 73V72H54ZM105 73V74H106ZM114 73H112V74H114ZM123 73V72H122ZM144 73H146V72H144ZM144 73H142V76L144 75ZM228 73V72H227ZM238 73V72H237ZM241 73V72H240ZM17 74H18V76H17ZM119 74H121V72L119 73ZM134 74V73H133ZM210 74V73H209ZM224 74V73H223ZM235 74V73H234ZM239 74V73H238ZM237 74V75H238ZM25 76L24 78L22 77V76ZM34 75V74H33ZM54 75V74H53ZM107 75V74H106ZM108 75H109V73H108ZM123 75V74H122ZM130 75V74H129ZM128 74H127V76H129ZM135 75V76H134ZM134 75H132V78H133V76L134 77H136V75H138V74H134ZM140 75V74H139ZM154 75V74H153ZM152 75V76H153ZM4 76V75H3ZM2 76V77H3ZM12 75H10V77H11ZM37 76V75H36ZM105 76V75H104ZM131 76V75H130ZM151 76V77H152ZM155 76V75H154ZM221 76V75H220ZM224 76V75H223ZM241 76H244V77H246L245 75H241ZM14 77V78H15ZM33 77V76H32ZM115 77V76H114ZM118 77V76H117ZM119 77H120V75H119ZM124 77V76H123ZM236 78H235V80L236 79H238L237 78V76H235ZM5 78V77H4ZM28 79L29 78V80L26 82V81H24L23 79ZM105 78H107V76L105 77ZM125 78H126V76H125ZM128 78V77H127ZM131 78V79H132ZM229 79L231 78V77H228ZM233 78V77H232ZM243 78V77H242ZM241 78V79H242ZM1 77H0V81H1ZM41 79H42V81H41ZM107 79H109V78H107ZM111 79H112V76H111ZM120 79V78H119ZM123 79V78H122ZM121 79V80H122ZM149 79V78H148ZM152 79V78H151ZM154 79V78H153ZM158 79V78H157ZM228 79V80H229ZM3 80V79H2ZM63 80H64V78H63ZM118 80V79H117ZM126 80V79H125ZM164 80V79H163ZM233 83H235L232 79H230ZM229 80V81H230ZM239 80H240V76H239ZM114 81V80H113ZM128 81V80H127ZM230 81V82H231ZM241 81V80H240ZM135 82V81H134ZM133 82V83H134ZM145 84H148L149 82H150V79H149V82H147L146 81V79H145ZM195 82V81H194ZM232 82H231V85H232ZM132 83V82H131ZM160 83H162L161 81H160ZM159 83V84H160ZM219 83V82H218ZM246 83V84H247ZM95 84V83H94ZM110 84H112V80H111V83ZM121 84H123V83H121ZM129 84V83H128ZM127 84V85H128ZM140 84V83H139ZM143 84H144V82H143ZM144 84V85H145ZM152 84H153V82H152ZM191 84H195V83H191ZM228 84V83H227ZM236 84L237 85H239V81H238V83H237V81H236ZM236 84H233V86L234 85H236ZM242 85H244L243 84V81H242V83H241ZM247 84V85H248ZM79 85V84H78ZM77 85V86H78ZM143 85V86H144ZM196 85V84H195ZM209 85V84H208ZM242 85H239V86H242ZM8 87V85L7 84H5L4 85V88L5 87ZM10 86H12V85H10ZM16 86H18V90H19V88H21L22 90H20L19 92H17L18 90H17V88H16ZM131 86V85H130ZM133 86V85H132ZM131 86V87H132ZM142 86V87H143ZM150 86V85H149ZM153 86V85H152ZM151 86V87H152ZM13 87V86H12ZM124 87V86H123ZM140 87V86H139ZM151 87H150V89H151ZM194 87V86H193ZM209 87V86H208ZM16 88V89H15ZM75 88H77L76 86H75ZM137 88V87H136ZM154 88V87H153ZM152 88V89H153ZM167 88V87H166ZM231 88H232V86H231ZM239 88H241V89H239ZM77 89H79V88H77ZM124 89V88H123ZM122 89V90H123ZM147 89H149V88H146V91H147ZM156 89V88H155ZM200 89V88H199ZM234 89H236V90H234ZM17 90V91H16ZM127 90V89H126ZM129 90V89H128ZM127 90V91H128ZM145 90V89H144ZM161 90V89H160ZM159 90V91H160ZM171 90V89H170ZM181 90V89H180ZM198 90V89H197ZM229 90V89H228ZM231 90V89H230ZM23 92L24 94H20V92ZM141 91V90H140ZM151 91V90H150ZM155 91V90H154ZM205 91V90H204ZM245 91V90H244ZM8 92V91H7ZM122 92V91H121ZM133 92H135V91H133ZM144 92V91H143ZM156 92V91H155ZM168 92V91H167ZM212 92V91H211ZM154 93V92H153ZM157 93V92H156ZM155 93V94H156ZM173 93V92H172ZM197 93V92H196ZM195 93V94H196ZM207 93H208V90H207ZM214 93V92H213ZM232 93V92H231ZM17 94V95H16ZM19 94V95H18ZM77 94V93H76ZM89 94V93H88ZM123 94H124V92H123ZM128 94V93H127ZM126 94V95H127ZM133 94V93H132ZM170 94H171V92H170ZM170 94H166V96L168 97V95H170ZM201 94H203V93H201ZM208 94H210V93H208ZM20 95H23V96H20ZM90 95V94H89ZM122 95V94H121ZM125 95V94H124ZM131 95V94H130ZM129 95V96H130ZM145 95H146V93H145ZM151 95V94H150ZM198 95V94H197ZM196 95V96H197ZM206 95V94H205ZM214 95V94H213ZM232 95V94H231ZM29 96L31 97V101L29 100ZM70 96V95H69ZM138 96V95H137ZM174 96V95H173ZM172 96V97H173ZM180 96V95H179ZM182 97H183V95H181ZM218 96V95H217ZM233 96V95H232ZM247 96V95H246ZM19 97H20V99H19ZM125 97V96H124ZM123 97V98H124ZM139 97V96H138ZM143 97V96H142ZM155 97H156V95H155ZM171 97V96H170ZM177 97V96H176ZM184 97H187L188 98V96H185L184 95ZM203 96H201V98H202ZM210 97V96H209ZM11 98H13V99H11ZM127 98V100H129L128 98H130V97H126ZM133 98V97H132ZM150 98H152L151 96H150ZM161 98V97H160ZM186 98V99H187ZM193 98V97H192ZM205 98V97H204ZM217 98V97H216ZM247 98V99H246ZM11 99V100H10ZM79 99V98H78ZM142 99V98H141ZM143 99H145V98H143ZM153 99V98H152ZM164 99V98H163ZM166 99V98H165ZM168 99V98H167ZM171 99V98H170ZM172 99H174V98H172ZM171 99V102L173 101ZM184 99V98H183ZM203 99V98H202ZM29 100V101H28ZM39 100V102H41ZM139 100V99H138ZM151 100V99H150ZM182 100V99H181ZM180 100V101H181ZM199 100H201V99H199ZM248 100V101H247ZM130 101V100H129ZM143 101V100H142ZM144 101H146V100H144ZM163 101V100H162ZM166 101V100H165ZM184 102L186 101V100H183ZM197 101V100H196ZM124 102V101H123ZM131 102V101H130ZM167 102V101H166ZM168 102H169V99H168ZM175 102V101H174ZM182 102V101H181ZM191 102V101H190ZM204 102H205V100H204ZM210 102V101H209ZM222 102V101H221ZM45 103V102H44ZM58 103H60L59 102V100H58ZM141 103V102H140ZM144 103V102H143ZM147 103V102H146ZM177 103V102H176ZM186 103V102H185ZM184 103V104H185ZM194 103V102H193ZM35 104H36V102H35ZM51 104V103H50ZM130 104V103H129ZM136 104V103H135ZM148 104H150V103H148ZM161 104V103H160ZM165 104V103H164ZM183 104V103H182ZM190 104H192V103H190ZM204 104V103H203ZM237 104L239 105V104H241L243 107H246V108H243V110L241 111V113L240 112H238L240 109H242V106H240L241 108L239 109V110H237ZM53 105V104H52ZM174 105V104H173ZM186 105H188V104H186ZM193 105V104H192ZM192 105H190V107H192ZM210 105V104H209ZM31 106H32V108H31ZM38 106V105H37ZM37 106H36V108H37ZM45 106V105H44ZM147 106V105H146ZM146 106H143V107H146ZM180 106V105H179ZM205 106V105H204ZM41 107H43V105L41 106ZM45 107H47V104H46V106ZM57 107V106H56ZM59 107H60V105H59ZM119 107V106H118ZM160 107V106H159ZM176 107V106H175ZM212 107V106H211ZM248 107V108H247ZM38 108H39V106H38ZM37 108V109H38ZM69 108V107H68ZM71 108H72V106H71ZM123 108V107H122ZM121 108V109H122ZM164 108V107H163ZM162 107H161V109H163ZM179 108V107H178ZM181 108V107H180ZM182 108H184V105H183V107ZM181 108V109H182ZM186 108V107H185ZM202 108V107H201ZM43 109V108H42ZM46 109V108H45ZM55 109V108H54ZM56 109H58V108H56ZM143 109V108H142ZM146 109H148L147 107H146ZM196 109V108H195ZM36 110V111H35ZM164 110H166V109H164ZM180 110V109H179ZM187 110V109H186ZM185 109H183V111H186ZM189 110H190V108H189ZM44 110H41V112H43ZM51 111V110H50ZM59 111V110H58ZM62 111V110H61ZM60 111V112H61ZM161 111V110H160ZM177 111V110H176ZM195 111V110H194ZM223 111V110H222ZM33 112V113H32ZM46 112V111H45ZM146 112V111H145ZM166 113H167V111H165ZM165 112H163L164 114H165ZM179 112V111H178ZM204 112V111H203ZM215 112V111H214ZM108 113V112H107ZM180 113V112H179ZM191 113V112H190ZM206 113V112H205ZM137 114H139V113H137ZM161 114H162V111H161ZM208 114H210V113H208ZM74 115V114H73ZM110 115V114H109ZM157 115H158V113H157ZM183 115V114H182ZM34 118H33V117ZM49 116H51V115H49ZM72 116V115H71ZM80 116V115H79ZM116 116V115H115ZM140 116V115H139ZM159 116H162V115H160L159 114ZM39 117H41L42 119H44L41 115H40V113H39ZM47 117V116H46ZM72 117H74V116H72ZM162 117H164V116H162ZM161 117V118H162ZM177 117V116H176ZM212 117V116H211ZM88 117H86V119H87ZM135 118H137V115L135 116ZM139 118V117H138ZM160 118V119H161ZM172 118V117H171ZM182 118V117H181ZM188 118V117H187ZM208 118V117H207ZM220 118V117H219ZM34 119V120H35ZM57 119V118H56ZM55 119V120H56ZM82 118H80V119H78V120H81ZM89 119H91V118H89ZM115 119V118H114ZM119 119V118H118ZM155 119V118H154ZM163 119V118H162ZM161 119V120H162ZM185 119V118H184ZM45 120V119H44ZM58 120V119H57ZM83 120V119H82ZM176 120V119H175ZM187 120V119H186ZM60 121V120H59ZM85 121H87V120H85ZM91 121V120H90ZM114 121V120H113ZM212 121V120H211ZM213 121H215V119L213 120ZM212 121V122H213ZM45 122V121H44ZM44 122H42V123H44ZM119 122V121H118ZM117 122V123H118ZM135 122V121H134ZM163 122V121H162ZM177 121H175V123H176ZM183 122V121H182ZM186 122V121H185ZM184 122V123H185ZM188 122H189V120H188ZM209 122V121H208ZM221 122V123H220ZM21 123V125H19V126H21L20 128L23 130L24 128H23V126H24V124H26L25 125V130H26V133L24 132L25 130H20V128H19V126H18V124H20ZM23 123V124H22ZM81 124H82V121L80 122ZM84 123V122H83ZM129 123H131V122H129ZM174 123V124H175ZM178 123V122H177ZM16 124H17V126H18V128H14L15 126H16ZM34 124V125H33ZM115 124V123H114ZM120 123H118L117 125H119ZM159 124V123H158ZM164 124V123H163ZM172 124V123H171ZM180 124H181V122H180ZM180 124H179V126H180ZM189 124V123H188ZM15 125V126H14ZM43 125H46L47 126V124L45 123V124H43ZM93 125H95V124H92V127H93ZM121 125V124H120ZM130 126H132V127H130L131 128V130H132V128L134 127V125L133 124H129ZM155 125V124H154ZM166 125V124H165ZM209 125H211V124H209ZM212 125H213V123H212ZM212 125H211V127H212ZM215 125H216V123H215ZM14 126V127H13ZM50 126V125H49ZM49 126L47 127V128H49ZM52 126V125H51ZM50 126V127H51ZM65 126V125H64ZM68 126H69V124H68ZM77 126V125H76ZM80 126V125H79ZM91 126V125H90ZM113 126H115V125H113ZM155 126H157V124L155 125ZM154 126V127H155ZM159 126H161V125H159ZM185 126V125H184ZM189 126V125H188ZM193 126V125H192ZM195 126V125H194ZM193 126V127H194ZM200 126V125H199ZM45 127V126H44ZM84 127H85V125H84ZM94 127H96V126H94ZM118 127V126H117ZM127 127V126H126ZM165 127V126H164ZM173 127V126H172ZM181 127V126H180ZM217 127V126H216ZM27 128V129H26ZM86 128V127H85ZM90 128V127H89ZM161 128V127H160ZM169 128V127H168ZM170 128H171V126H170ZM169 128V130L168 131H170V130H172V128L170 129ZM184 128V127H183ZM189 128V127H188ZM197 128V127H196ZM12 129H14L13 131H12V133H17L18 131L20 132V131H22V134L23 133H25V135H23L22 137H21V135H20V133H18V134H16L15 133V135H12V134H10L9 132H11V130ZM16 129V130H15ZM44 129V130H43ZM52 129V128H51ZM68 129V128H67ZM67 129H66V131H67ZM70 129H71V127H70ZM101 130L103 129L102 127L100 128ZM129 129V128H128ZM137 129V128H136ZM211 129V130H212ZM18 130V131H17ZM117 130V129H116ZM119 130H120V128H119ZM133 130L135 131V127L133 128ZM161 130V129H160ZM183 130V129H182ZM200 131H201V129H199ZM212 130V131H213ZM15 131V132H14ZM33 131H34V133H33ZM98 133H99V128H98ZM97 131H96V133H97ZM174 131V130H173ZM186 131V130H185ZM187 131H189V130H187ZM204 131V130H203ZM35 132H36V136L34 135L35 134ZM102 132V131H101ZM100 132V133H101ZM103 132L105 133L106 132V130H103ZM99 133V135H98V133H97V136H101V137H103L104 136V133ZM137 132V131H136ZM150 132V131H149ZM180 132H182V131H180ZM222 134V135H220V133ZM10 134V136H9V134ZM55 132H53V134H54ZM119 133H120V131H119ZM135 133V132H134ZM173 133V132H172ZM184 133V132H183ZM188 133V132H187ZM197 133V132H196ZM200 133V132H199ZM213 133V132H212ZM84 134H85V132H84ZM90 134V133H89ZM133 134V133H132ZM174 134V133H173ZM190 134V133H189ZM217 134H219V135H217ZM5 135V136H4ZM20 135V136H19ZM55 135H58V134H55ZM69 135V134H68ZM86 135V134H85ZM134 135V134H133ZM188 135V134H187ZM186 135V136H187ZM191 135V134H190ZM190 135L189 136H187V137H189L190 138ZM205 135V134H204ZM16 136V137H15ZM17 136H18V139H17ZM84 136V135H83ZM93 136V135H92ZM192 136V135H191ZM201 136V135H200ZM208 136V135H207ZM209 136H210V134H209ZM211 136H214L213 134H211ZM211 136H210V138H211ZM5 137H7V139H5ZM86 137H88V136H86ZM100 137V138H101ZM168 137V136H167ZM202 138V141H203V136H201ZM16 138V139H15ZM69 140H68V139ZM94 138V137H93ZM103 138H106L105 136L103 137ZM122 138V137H121ZM179 138H180V136H179ZM183 137L181 136V138L180 139H182ZM206 138H208V137H205V139ZM72 139V140H73ZM92 139V138H91ZM98 139V138H97ZM149 139V138H148ZM161 139V138H160ZM170 139V138H169ZM176 139V138H175ZM22 141V144H21V141ZM87 140V139H86ZM90 140V139H89ZM88 140V141H89ZM103 140V139H102ZM123 140H125V139H123ZM179 140V139H178ZM178 140H176V141H178ZM186 140H187V138H186ZM185 140V141H186ZM67 141H69L68 143V145H69V147H68V145H67ZM91 141V140H90ZM104 142L105 141H108L107 140V138H106V140L104 139L103 140ZM126 141V140H125ZM163 140L161 139V142H162ZM173 141V140H172ZM180 141V140H179ZM189 141H190V139L188 140V142H187V144L189 143ZM193 141V140H192ZM83 142H84V140H83ZM96 142V141H95ZM152 142V141H151ZM165 142L166 141H164V144H165ZM181 142V141H180ZM203 142H205V140L203 141ZM202 142V143H203ZM209 142V141H208ZM37 143H39V144H41L42 145V147H43V149H45V156L44 157H41L42 155H40V157L37 155L36 156V154H35V156L34 157H37V158H31L30 156H29V154H27V152H26V154L30 157H27L26 156V154H25V156H26V158H25V156H24V154H23V151L25 152L26 150H28V148L31 150V149H33V151L31 152V153H34L35 152V150H38L36 147H37ZM79 143V142H78ZM81 143V142H80ZM89 143V142H88ZM92 143H93V141H92ZM109 143V142H108ZM170 143V142H169ZM181 143H183V142H181ZM84 144V143H83ZM101 144V143H100ZM110 144V143H109ZM109 144H106V142H105V145H104V147H103V145H102V147L103 148H105L106 146H108ZM167 144V143H166ZM73 146V148H72V146ZM90 145H91V143H90ZM183 145V144H182ZM210 145V144H209ZM22 146L23 147H25V149H22ZM40 146V145H39ZM76 146V147H75ZM91 146H93V145H91ZM109 146H111V145H109ZM166 146H168V145H166ZM190 146V145H189ZM189 146H187V147H189ZM215 146V147H214ZM67 147H68V149H67ZM101 147V148H102ZM119 147V146H118ZM121 147V149H122V146H120ZM119 147V148H120ZM164 147V146H163ZM211 147V148H212ZM36 148V149H35ZM93 148V147H92ZM111 148V147H110ZM109 147H108V149H110ZM176 148V147H175ZM189 148H192L193 149V147L192 146H190ZM77 149H80V148H77ZM88 149H91V148H88ZM94 149V148H93ZM98 149H100L99 147H98ZM92 150L93 151V153L95 152V151H98L99 152V150ZM107 149V148H106ZM105 149V152L108 150H106ZM164 149H165V147H164ZM177 149V148H176ZM180 149V148H179ZM203 149H205V148H203ZM208 149V148H207ZM206 149V150H207ZM210 149V148H209ZM76 150V149H75ZM191 150V149H190ZM68 151H70V152H72V154H70V152H68ZM78 151V150H77ZM80 151V150H79ZM79 151H78V153H79ZM83 150H81L80 152H82ZM85 151V150H84ZM102 151V150H101ZM99 152V153H102V152ZM104 151V150H103ZM108 151H110V153H111V151H112V149H110V150H108ZM107 151V152H108ZM114 151V150H113ZM170 151V150H169ZM193 151V150H192ZM204 151V150H203ZM42 152H43V150H42ZM43 152V153H44ZM76 152V151H75ZM104 152V154L103 155H106V157L107 158H110L109 156H107V152L105 153ZM197 152V151H196ZM204 152H206V151H204ZM29 153V152H28ZM69 153V154H68ZM77 153V154H78ZM83 153V152H82ZM92 153V152H91ZM114 153H115V156L117 155L116 153V151H114ZM114 153H112L111 155H112V158H110V159H114V160H111V162L113 161V163L115 162V161H117V159L114 157L113 158V156H114ZM119 153V152H118ZM175 153H177V152H175ZM208 153H209V151H208ZM37 154H40V153H37ZM67 154L69 155V156H67ZM76 154V155H77ZM95 154H96V152H95ZM121 154V153H120ZM203 154V153H202ZM217 153L215 152V155H216ZM34 155V154H33ZM75 155V153H74V156H73V158H76V157H79L78 155L76 156ZM86 155V154H85ZM85 155H82L83 157L85 156ZM103 155H99V156H103ZM108 155H110V154H108ZM172 155V154H171ZM175 155V154H174ZM191 155V154H190ZM81 156V155H80ZM120 156V155H119ZM121 156H125V157H122L121 158V160L124 158V160L126 161L125 163L127 164V166L130 168V175H132V169L133 168H135V166L136 165H138L137 164V161H136V159L134 158V157H130V156H127V154L126 153H124L123 152V154H121ZM82 157V158H83ZM93 157V156H92ZM104 157V156H103ZM105 157V158H106ZM179 158H180V156H178ZM197 157V156H196ZM201 157H203V156H201ZM224 157V158H225ZM68 158V159H67ZM85 158V157H84ZM97 158V157H96ZM100 158V157H99ZM106 158V159H107ZM78 159V161L80 160V158H76V160ZM118 159H119V157H118ZM173 159V158H172ZM172 159H171V162H172ZM178 159V158H177ZM193 159H194V157H193ZM67 160H68V163H67ZM76 160H72V162L73 163H75V165H76V162H74V161H76ZM85 160L87 161V159L85 158ZM84 160V161H85ZM101 160V159H100ZM124 160H122L123 162H124ZM141 160V159H140ZM187 160H188V157H187ZM190 161H191V159H189ZM188 160V161H189ZM197 160V159H196ZM204 160V159H203ZM81 161V160H80ZM84 161H83V163H84ZM85 161V162H86ZM94 161V160H93ZM107 161V160H106ZM120 161V160H119ZM122 161H121V163H119V162H115V164L117 165V168L119 169V167H120V164L122 165ZM168 161H169V159H168ZM167 161V162H168ZM173 161H174V159H173ZM220 161V160H219ZM52 162H57L56 164H58L60 167H61V169L62 170H60L59 172H55V171H53V167H54V165L52 166V168H51V165L53 164ZM72 162L70 163V164H72ZM108 162H109V160H108ZM107 162V163H108ZM164 162H166V161H164ZM182 162H184V161H182ZM192 162V161H191ZM194 162H197V161H194ZM82 162H80L79 164H81ZM91 163V162H90ZM106 163V164H107ZM186 163V162H185ZM203 163V162H202ZM97 164V163H96ZM103 164V163H102ZM99 165V168L102 166V168H104V166H106V164L103 166V165ZM160 164V163H159ZM189 164V163H188ZM191 164V163H190ZM221 164V165H220ZM57 165V166H58ZM82 165V164H81ZM87 165V164H86ZM108 165H109V163H108ZM110 165H111V163H110ZM109 165V166H110ZM153 165V164H152ZM56 166V165H55ZM63 166V167H62ZM68 166V167H67ZM83 166H84V164H83ZM88 166V165H87ZM143 167H144V165H142ZM160 166V165H159ZM166 166H167V164H166ZM186 166V165H185ZM71 167H74V164H73V166H71ZM70 167V168H71ZM81 167V166H80ZM89 167V166H88ZM91 167V166H90ZM107 167V166H106ZM125 167H126V165H125ZM124 167V168H125ZM154 167V166H153ZM160 167H162V165L160 166ZM165 167V165L163 166V168ZM187 167V166H186ZM192 167H193V165H192ZM198 167V166H197ZM85 168V167H84ZM95 168V167H94ZM98 168V169H99ZM108 168V167H107ZM113 168V167H112ZM122 168H123V166H122ZM168 168H170V167H167V170H168ZM177 168V167H176ZM183 168V167H182ZM185 168V167H184ZM183 168V169H184ZM194 168V167H193ZM215 168H219V169H215ZM60 169V168H59ZM73 169V168H72ZM87 169V168H86ZM92 169V168H91ZM90 169V170H91ZM101 169V168H100ZM110 169V168H109ZM118 169H116V171L118 170ZM158 169H159V167H158ZM158 169H157V171H158ZM165 169H166V167H165ZM188 169V168H187ZM74 170V169H73ZM83 170V169H82ZM81 170V171H82ZM102 170H104V169H102ZM108 170V169H107ZM106 170V171H107ZM126 170V169H125ZM164 170V169H163ZM164 171V172H166V173H164L163 172V175H161V176H163L162 177V179L163 180H165V178H166V176L168 177V175H170L171 176V172H172V170H173V173H174V170L175 169H173L172 167L169 169V171L171 170V172L170 173H168L169 171ZM177 170H178V168H177ZM185 170H186V168H185ZM190 170V172H191V169H189ZM197 170V169H196ZM199 170H201V169H199ZM198 170V171H199ZM69 171H71V169L70 170H68V172ZM80 171V170H79ZM80 171V172H81ZM110 171V170H109ZM182 171V170H181ZM204 171V170H203ZM208 171V170H207ZM73 172V171H72ZM88 172V171H87ZM95 172V171H94ZM93 172V174H95ZM122 172H124L123 171V169H122ZM161 172H162V170H161ZM176 172V171H175ZM179 172V171H178ZM177 172V173H178ZM186 172V171H185ZM192 172H194L195 173V171L194 170H192ZM197 172V171H196ZM209 172H210V170H209ZM74 173V172H73ZM72 173V174H73ZM77 173V172H76ZM82 173V172H81ZM89 173V172H88ZM104 173H108V172H104ZM120 175H121V170H120V172H118ZM152 173V172H151ZM68 174H70V173H68ZM79 174V173H78ZM83 174V173H82ZM85 174V173H84ZM99 174V173H98ZM97 173H96V175H98ZM119 174H117L118 176H119ZM123 174V173H122ZM126 174H128V173H126ZM153 174H154V172H153ZM158 174V173H157ZM160 174V173H159ZM167 174V175H166ZM196 174V173H195ZM199 173H197V175H198ZM212 174V175H211ZM77 175V174H76ZM80 175V174H79ZM79 175H77V176H79ZM135 175V174H134ZM173 175V174H172ZM174 175H175V173H174ZM174 175H173V177H174ZM177 175V174H176ZM175 175V176H176ZM179 175V174H178ZM184 175V174H183ZM191 175H193L192 173H191ZM200 175H204V174H200ZM200 175H198L199 176V179L201 178V176ZM69 176V175H68ZM73 176H75V174L73 175ZM72 176V177H73ZM83 176V175H82ZM85 176L86 175H84V178H85ZM98 176H100V175H98ZM101 176H102V174H101ZM104 176V175H103ZM123 176V175H122ZM120 176V179H122V178H124L125 176ZM161 176H160V178H161ZM196 176V175H195ZM194 176V177H195ZM209 176V177H210ZM70 177H71V175H70ZM81 177V176H80ZM95 177H97V176H95L94 175V179H95ZM105 177H106V175H105ZM122 177V178H121ZM131 177V176H130ZM149 177H150V179H152L151 178V176L149 175ZM158 177V176H157ZM193 177V176H192ZM208 177V178H209ZM74 178V177H73ZM89 178V177H88ZM97 178H99V177H97ZM107 178V177H106ZM105 178V179H106ZM137 178V177H136ZM204 179H207V178H205V176L203 177ZM75 179H77L76 177H75ZM79 179V178H78ZM83 179V178H82ZM104 179V178H103ZM102 178H101V181L103 180ZM109 178H107L106 180H108ZM116 179V178H115ZM131 179V178H130ZM155 179V178H154ZM161 179V180H162ZM170 179V178H169ZM187 179V178H186ZM132 180V179H131ZM153 180V179H152ZM195 180H197V182L198 181H200V180H198V179H196L195 178ZM203 180V179H202ZM202 180H201V182H202ZM73 181H75L74 179H73ZM73 181L71 182V183H73ZM100 181V180H99ZM109 181H111V179L110 180H108V182ZM112 181H114V178L112 179ZM117 181H119V179L117 180ZM116 181V182H117ZM124 181H125V179H124ZM126 181H127V179H126ZM204 181V180H203ZM209 181V180H208ZM80 182V181H79ZM78 182V184H82V183H79ZM107 182V181H106ZM107 182V183H108ZM120 182H123L122 180L120 181ZM195 182L196 181H194V185H195ZM196 182V183H197ZM207 182V181H206ZM70 183V184H71ZM84 183V182H83ZM98 183V182H97ZM102 183H104V181L102 182ZM102 183H100L101 184V186L103 185ZM127 183V182H126ZM158 183V182H157ZM170 183H172V181L170 182ZM169 183V184H170ZM204 183V182H203ZM211 183V182H210ZM223 185H222V184ZM73 184H75V183H73ZM105 184V183H104ZM164 184V183H163ZM173 184V187H175V188H177V184H176V182L175 183H172ZM176 184V185H175ZM199 184V183H198ZM77 185V184H76ZM106 185V184H105ZM105 185L103 186V187H105ZM108 185V184H107ZM109 185H111L110 183H109ZM162 185V184H161ZM175 185V186H174ZM197 185V184H196ZM200 185V184H199ZM208 185V184H207ZM68 186V187H67ZM71 186V185H70ZM81 186H83V185H81ZM86 186V185H85ZM88 186V185H87ZM100 186V185H99ZM119 186V185H118ZM121 186H122V184H121ZM129 186V185H128ZM131 186H133V185H131ZM160 186V185H159ZM170 186V185H169ZM168 186V187H169ZM178 186H179V183H178ZM73 187V186H72ZM80 187V186H79ZM162 187V186H161ZM172 186H171V189L173 188ZM180 187V186H179ZM194 187H196V186H194ZM194 187H193V189H194ZM200 187V186H199ZM78 188V187H77ZM76 188V189H77ZM133 188V187H132ZM131 187H130V189H132ZM170 188V187H169ZM168 188V190L167 191H170V189ZM217 188V189H216ZM69 189H70V187H69ZM72 190H73V188H71ZM79 189V188H78ZM86 189H88L87 187H86ZM93 189V188H92ZM119 189V188H118ZM81 190H84L83 188L81 189ZM94 190H96V189H94ZM98 190V189H97ZM179 190V189H178ZM183 190V189H182ZM223 190H225L224 191V193H222V191ZM86 191V190H85ZM114 191V190H113ZM134 191V190H133ZM166 191V192H167ZM181 191V190H180ZM195 191V190H194ZM197 191V190H196ZM213 191V190H212ZM72 191H70L69 193H71ZM77 192H78V190H77ZM84 191H82L81 193H83ZM96 192V191H95ZM112 192V191H111ZM121 192V191H120ZM185 192V191H184ZM183 192V193H184ZM198 192V191H197ZM65 193H66V196H67V198H64V197H66L65 196ZM74 194H75V192H73ZM80 193V192H79ZM80 193V194H81ZM85 193V192H84ZM93 193V192H92ZM98 193V192H97ZM106 193V192H105ZM119 193V192H118ZM187 193V192H186ZM193 194L191 195V197L194 195V192H192ZM208 193H210V192H208ZM78 194V193H77ZM76 194V195H77ZM88 195V191H87V193H85V194H83L84 196L85 195ZM104 194V193H103ZM112 194H114V192L112 193ZM129 195H130V191H129V193H128ZM133 194V193H132ZM164 194V193H163ZM180 194H182L181 192L179 193V191H178V193H177V195L179 196ZM73 195V194H72ZM82 194H81V196H83ZM127 195V194H126ZM128 195V196H129ZM134 195V194H133ZM166 195V194H165ZM186 195H188V194H186ZM70 196H71V194H70ZM75 196V195H74ZM78 196H80V195H78ZM109 196V195H108ZM185 195L184 194H182L180 197H184ZM198 196V195H197ZM76 197V196H75ZM123 197H126L125 195L123 196ZM131 197H133V196H129V199L131 198ZM195 197H196V193H195ZM208 197H211V195H208ZM82 198H84V197H82ZM85 198L86 199H88L86 196H85ZM89 198H90V195H89ZM127 198V197H126ZM172 198V197H171ZM200 198H201V196H200ZM65 199V200H64ZM74 199V198H73ZM76 199V198H75ZM81 199V198H80ZM91 199H92V197H91ZM94 199V198H93ZM128 199V198H127ZM126 199V200H127ZM135 198H133V200H134ZM185 199V198H184ZM192 199V198H191ZM68 200H70V197H69V199ZM77 200V199H76ZM75 200V203H77V201ZM89 200V199H88ZM190 200V199H189ZM194 200V199H193ZM192 200V201H193ZM91 201V200H90ZM131 201V200H130ZM174 201V200H173ZM178 201V200H177ZM177 201H176V203H177ZM186 201V200H185ZM188 201V200H187ZM195 201V200H194ZM203 201H204V199H203ZM70 202V201H69ZM72 202H73V200H72ZM71 202V203H72ZM84 201L82 200V202L81 203H83ZM85 202H88V201H85ZM84 202V203H85ZM93 202H94V200H93ZM179 202V201H178ZM200 202V201H199ZM82 204V205H85V204ZM89 203V202H88ZM92 203V202H91ZM96 203V202H95ZM99 203V202H98ZM171 203V202H170ZM194 203V202H193ZM70 204V203H69ZM183 204V203H182ZM181 204V205H182ZM186 204H187V202H186ZM203 204V203H202ZM201 204V205H202ZM81 205V206H82ZM93 205V204H92ZM94 205H96V204H94ZM147 205H149V204H147ZM169 205V204H168ZM187 205H190V204H187ZM186 205V206H187ZM191 205H192V203H191ZM75 206V205H74ZM77 207H79L78 205H76ZM86 206V205H85ZM164 206V205H163ZM185 206V205H184ZM183 206V207H184ZM186 206L184 207L185 209H186ZM194 206V205H193ZM196 206V205H195ZM70 207V206H69ZM72 207V206H71ZM70 207V208H71ZM98 207V206H97ZM106 207V206H105ZM147 207V206H146ZM180 207V206H179ZM189 207V206H188ZM192 206H190L189 208H191ZM197 207V206H196ZM74 208H76V207H74ZM92 208V207H91ZM153 208V207H152ZM172 208V207H171ZM79 209H82V207L81 208H79ZM87 210L88 208H84V210ZM97 209V208H96ZM165 209H166V207H165ZM170 209V208H169ZM192 209V211L193 210H195V208L193 209V208H191ZM198 209V208H197ZM202 209V208H201ZM205 209V208H204ZM73 210V209H72ZM89 210V209H88ZM98 210V209H97ZM103 210H104V208H103ZM177 210V209H176ZM199 210H200V208H199ZM79 210H77V211H75L74 213H76L77 214V212H78ZM83 211V210H82ZM91 211H92V213H93V211L94 210H92L91 209ZM91 211H89V212H91ZM106 211V210H105ZM108 211V210H107ZM106 211V214H108V212ZM163 211V210H162ZM165 211V210H164ZM190 211V210H189ZM198 211V210H197ZM201 211V210H200ZM88 212V214L89 215H91V213H89ZM96 212V211H95ZM95 212L93 213V215H95ZM116 212H119V210H116ZM125 212V211H124ZM128 212V211H127ZM175 213H176V211H174ZM187 212H188V210H187ZM196 212V211H195ZM202 212H204V211H202ZM202 212H201V215H204V213L202 214ZM79 213V212H78ZM84 213H86V211H84ZM122 213H123V211H122ZM129 213H131L132 214V211L131 212H128V214ZM70 214V213H69ZM79 214H81V211H80V213ZM83 214V213H82ZM131 214H130V216H131ZM174 214V213H173ZM177 214V213H176ZM176 214H174V215H176ZM190 215H188L187 216V218L186 219H188V221L190 220L188 217H190L191 215H193V212H192V214H191V212L189 213ZM206 214V213H205ZM78 215V214H77ZM92 215V216H93ZM109 215V214H108ZM127 215V214H126ZM71 216V215H70ZM74 216V215H73ZM81 216V215H80ZM80 216H78V217H80ZM92 216H90V217H92ZM97 216V215H96ZM99 216V215H98ZM111 216H112V214H111ZM115 216V215H114ZM112 217L113 219H111V217H109L110 218V220L112 221H115L116 219V217ZM152 216V215H151ZM157 216H159V214L157 215ZM169 216V215H168ZM177 216V215H176ZM186 216V215H185ZM184 216V217H185ZM194 217H195V215H193ZM192 216V218H194ZM200 216V215H199ZM206 216V215H205ZM75 217V216H74ZM82 217V219H83V215L81 216ZM80 217V218H81ZM85 217V216H84ZM89 217V216H88ZM88 217H87V219H88ZM196 217L197 218H199L197 215H196ZM195 217V218H196ZM70 218H73L72 216L70 217ZM93 218V217H92ZM108 218V219H109ZM156 218V217H155ZM175 218V217H174ZM173 218V219H174ZM180 218H182V217H180ZM191 218V217H190ZM192 218H191V220H192ZM202 218H203V216H202ZM85 219V218H84ZM98 219V218H97ZM132 219H133V217H132ZM160 219V218H159ZM201 219V218H200ZM69 220V219H68ZM72 220V219H71ZM74 220V219H73ZM81 220V219H80ZM135 221H136V219H134ZM172 220V219H171ZM177 220V219H176ZM181 220V219H180ZM70 221V220H69ZM82 221V220H81ZM80 221V222H81ZM87 221V220H86ZM110 221V222H111ZM172 221H174V220H172ZM194 221V220H193ZM192 221V222H193ZM73 222V221H72ZM79 221H77V223H78ZM79 222V223H80ZM97 222H99V221H97ZM104 222V221H103ZM170 222V221H169ZM175 222V221H174ZM191 222V223H192ZM78 223V224H79ZM90 223V222H89ZM114 223V224H113ZM112 223V226L113 225H116L115 224V222H113ZM156 223V222H155ZM177 223V222H176ZM180 223V222H179ZM178 223V224H179ZM186 223V222H185ZM185 223H183V224H185ZM70 224V223H69ZM83 224H84V222H83ZM94 224V223H93ZM98 223H96V224H94V225H96L97 227H98V225H100V223L97 225ZM107 224V223H106ZM105 224V225H106ZM189 223L187 222V225H188ZM86 225V224H85ZM88 225H90V224H88ZM104 225V226H105ZM110 226H111V223L109 224ZM175 225H177V224H175ZM181 225V224H180ZM191 225V224H190ZM204 225V224H203ZM206 225V224H205ZM78 226V225H77ZM80 226V225H79ZM87 226V225H86ZM85 226V227H86ZM95 226V227H96ZM110 226H109V228H110ZM138 226H139V224H138ZM178 226V225H177ZM183 226V225H182ZM181 226V227H182ZM202 225H200V227H201ZM71 227V226H70ZM70 227H68V229H70ZM82 227V226H81ZM101 227V226H100ZM99 227V228H100ZM102 227H103V225H102ZM101 227V228H102ZM106 228H107V225L105 226ZM186 227V226H185ZM189 227V226H188ZM198 227V226H197ZM199 227V228H200ZM87 228V227H86ZM113 228V227H112ZM190 228H191V226H190ZM189 228V229H190ZM202 228H203V226H202ZM202 228H201V230H202ZM205 228V227H204ZM77 229V228H76ZM76 229H74V230H76ZM88 229V228H87ZM86 229V230H87ZM103 229V228H102ZM111 229V228H110ZM115 229V228H114ZM135 229H137V228H135ZM150 229V228H149ZM179 229H180V226H179ZM183 229V228H182ZM181 229V230H182ZM85 230V231H86ZM95 230H96V228H94V227H92L91 229H90V231H87V232H89V233H87V235H86V237H85V233H83V235H82V242H83V237L86 239V238H88V237H90V236H94V234L96 233L95 232ZM98 231H100L99 229H97ZM105 230V229H104ZM103 230V231H104ZM107 230V229H106ZM121 230V229H120ZM118 231V229H117V231L115 230L114 231V233L113 234H115V232H117L116 233V235H114L115 237L113 238V235H112V239H113V244H115V242L117 243L118 242V239H119V237L122 235V231ZM187 230V229H186ZM191 231L193 230V232H194V230H195V228L194 229H190ZM78 231H79V229H78ZM109 231V230H108ZM136 231V230H135ZM154 231H156V230H154ZM180 231V230H179ZM188 231V230H187ZM190 231V232H191ZM203 231H205V229L203 230ZM70 232V231H69ZM68 232V233H69ZM105 232V231H104ZM112 232V231H111ZM164 232V231H163ZM193 232H192V234H193ZM103 233V232H102ZM109 233V232H108ZM159 233V232H158ZM157 233V234H158ZM77 234V233H76ZM112 234V233H111ZM152 234V233H151ZM96 235H99V234H95V236ZM109 235H110V233H109ZM137 235V234H136ZM154 235V234H153ZM190 235V234H189ZM194 235V234H193ZM75 236V235H74ZM80 236V235H79ZM105 236V235H104ZM111 236V235H110ZM203 236H204V233H203ZM97 237V236H96ZM99 237H100V235H99ZM109 237V236H108ZM122 237V236H121ZM138 237V236H137ZM185 237V236H184ZM192 237V236H191ZM196 237V236H195ZM75 238V237H74ZM150 238H151V236H150ZM153 238V237H152ZM151 238V239H152ZM182 238V237H181ZM187 238V237H186ZM185 238V239H186ZM140 239H141V237H140ZM139 238L138 239H135V240H137V243H139V241L138 240H140ZM76 240V239H75ZM101 240H103V239H101ZM154 240H155V237H154ZM76 241H80L79 239L78 240H76ZM104 241V240H103ZM186 241V240H185ZM82 242H80L81 244H82V247H83V243ZM102 242V241H101ZM150 242V241H149ZM153 242V241H152ZM155 242V241H154ZM180 241L178 240V245H177V248L176 247H174V248H172V247H170V248H172L173 249V251L175 250V248H176V251L177 252H181V251H184L185 249V247H182V249H181V245L179 246V243ZM84 243H86V242H84ZM141 243V242H140ZM139 243V244H140ZM148 243V242H147ZM159 243V242H158ZM157 243V244H158ZM175 243V242H174ZM182 243V242H181ZM103 244V243H102ZM117 244H119V243H117ZM138 244V245H139ZM142 244V243H141ZM140 244V246H142L143 247V245H141ZM150 244V243H149ZM157 244H152L153 245V247L156 249V247H157V249L158 250H160L159 248H161V247H159V246H157ZM159 244H161V243H159ZM168 244V243H167ZM166 244V242H165V245H167ZM151 245V246H152ZM175 245V244H174ZM198 246H200V244L198 243L197 244ZM257 245V246H256ZM262 245V244H261ZM261 245H260V247H261ZM100 246H101V244H100ZM156 246V247H155ZM161 246V245H160ZM179 246V247H178ZM204 246H202V247H204ZM167 247V246H166ZM253 247V248H254ZM144 248V247H143ZM187 248H189V246L188 247H186V249ZM83 248H81V250H82ZM147 249H149V250H151V253H152V251H155V249H152V247H147ZM156 249V253H159L160 251H158ZM172 249L170 250V251H172ZM180 249V251H178ZM184 249V250H183ZM201 249V248H200ZM199 248H198V250L199 251H202V250H200ZM96 250V249H95ZM112 250H114V248L112 249ZM149 250H147V251H149ZM158 251V252H157ZM204 251H202V253H203V255H204ZM94 252V251H93ZM150 252V251H149ZM149 252H146V249H145V254H148ZM194 252H195V250H194ZM193 252V253H194ZM196 252H197V250H196ZM250 252H252V253H250ZM82 253V252H81ZM87 253V252H86ZM133 253V252H132ZM151 253L149 254L150 255V257H151ZM174 253V252H173ZM172 253V254H173ZM182 253V252H181ZM198 253V252H197ZM85 253H83L82 255H84ZM172 254H171V256H172ZM133 255H136V253L135 254H133ZM138 255V254H137ZM136 255V256H137ZM154 255H155V253H154ZM175 255V254H174ZM201 255V254H200ZM199 255V256H200ZM146 257H147V255H145ZM157 258L155 259L156 261L155 262H157V259L159 258L160 259V256L158 257V255H155ZM154 256V257H155ZM181 256H183V254L181 255ZM184 256H185V254H184ZM183 256V257H184ZM194 256V255H193ZM205 256H206V254H205ZM209 256V255H208ZM223 256H222V258H223ZM259 256V255H258ZM133 257V256H132ZM186 257V256H185ZM147 258H149V257H147ZM146 258V259H147ZM152 258V257H151ZM149 259L150 261L152 260V259ZM191 258H192V256H191ZM194 258V257H193ZM196 258V257H195ZM201 258V257H200ZM133 259H135V257H133L132 258V260ZM158 259V260H159ZM182 259V258H181ZM183 260H184V258H183ZM194 260V259H193ZM192 260V261H193ZM146 261V260H145ZM161 261H163V260H161ZM190 261H191V259H190ZM195 261V260H194ZM121 262V264H122V260L120 261ZM196 262H197V260H196ZM116 263H118V262H116ZM115 263V264H116ZM134 263V262H133ZM132 263V264H133ZM144 263V262H143ZM157 263H159V261L157 262ZM161 263H164V262H161ZM89 264V263H88ZM150 264H152V262L150 263ZM191 264H192V262H191ZM197 264V263H196Z\"/></svg>",
	"mask_w": 264,
	"mask_h": 264
}]
</instances>
